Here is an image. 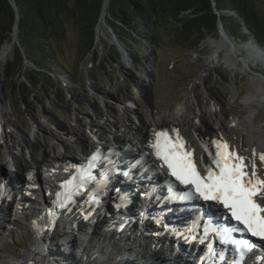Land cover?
Segmentation results:
<instances>
[{"label": "rangeland", "instance_id": "rangeland-1", "mask_svg": "<svg viewBox=\"0 0 264 264\" xmlns=\"http://www.w3.org/2000/svg\"><path fill=\"white\" fill-rule=\"evenodd\" d=\"M112 7H115V1L112 3ZM109 8L108 0L105 20L110 15ZM256 8L259 13L264 11V0H259L256 3ZM102 10L103 7H101L98 20ZM64 23L65 31L62 38L59 39L56 35L50 36L51 45L54 48V58L68 68L73 67L75 75L73 77L80 80L77 86L75 81H73V77H69L65 81L58 80L55 77L57 88L64 94V98L67 99L66 105L60 103L64 108L54 106L49 98H45L39 92V95H34L32 99L28 100L27 104L17 98L19 100L18 105H20L19 109L21 110L19 116L16 111L12 110L9 105V101L12 102L9 91L7 87L4 92L1 88V83H3V86L4 83L9 85V81L4 77V65L6 59L13 57L14 48L18 43L16 26L13 30L16 31L15 38L12 36L13 31L10 34V40L7 42L9 44L13 42V46L7 53L0 71V120L2 121L0 127L2 126L1 129H4L5 132L2 137L0 136V159H2L1 150L6 152V148L12 149L13 143L17 145L20 141H28L30 144L34 143L33 146L35 147L44 145L47 149H56L58 146L51 147V145L58 142L69 143V140L76 135H85V128L92 124L103 123L106 120L111 122L113 118L115 121L111 125L117 122L120 125L125 122L133 123L132 119L134 118L130 113L136 111L139 112L138 116L141 124L161 119L177 124V127L180 126L198 148H200V143L196 138L193 139V134L200 135V138L205 139L206 134L215 135L214 130L218 129L219 132L227 135L233 143L237 145L241 143V147L246 148L247 153H249V148H247L249 146H251V149L255 145L264 149V107L255 104L253 108H249L247 104L249 94L260 92L259 78L264 80V45L263 47L258 45L251 36L238 40L234 37L232 39L225 32L232 47L240 48L239 51L235 52V55H238L237 59L239 62L233 66H228L226 61L222 60L210 65L209 69L207 68V62L209 61V56L214 53V48L210 43L211 38L218 40L220 37L217 29L213 34H206L199 41L198 46L192 48L179 44L177 39L173 38L174 25L171 24L166 29L168 32L163 35L164 43L160 47H158L159 45L142 44L147 48L145 46L139 47L137 55L132 57L120 49L122 51L121 64L116 65L101 61L100 65L104 67V70H108L111 75H113L112 66L121 69L120 65H122V67H125L133 74L136 80V87L128 88L124 83V78L121 76H118V80L113 78L114 81L108 76L111 79L110 82L102 80L99 84V87L107 89L109 93L112 92L110 88L119 92V98L114 96L118 100L117 104H122L121 106H123L119 107L117 104H111L108 99L106 100L108 102H105L107 105L103 103L101 100L103 94L95 89L98 85L93 77V74L98 71V66L100 70V65H97L98 60L96 58L99 57L103 60L106 52L103 43L106 44L109 41L112 44H116L119 48L110 28L104 22L101 41L98 46H95L94 43L92 50L86 54L81 64L76 67V63L84 55L79 49V32L69 19H65ZM31 47L33 48V45ZM88 57L91 60L88 64H85ZM32 65L34 64L28 61L23 62V66L28 69ZM19 76H16L13 81L16 79L18 82L26 81L24 77ZM72 87L84 88V90L80 89L82 97L74 95ZM215 89L222 92V95L218 94V98L211 95V92H214ZM22 90L23 94L26 93L24 87ZM16 91L15 89V94H17ZM27 91L32 93L30 88ZM12 93H14L13 90ZM20 97L23 98V95L20 94ZM128 100L136 102V107L131 112L126 111L124 108V102ZM123 113L125 116H123ZM178 121L179 123H176ZM103 127H107V124H104ZM141 132H145L143 127ZM245 142L249 143V145ZM189 144H191V141ZM16 149L21 150L20 147ZM22 224H24V220L21 221L15 230H9L6 224L0 228V264H34L35 260L32 259L34 261L32 262L31 260V263L27 257L34 256L35 258L33 251L38 242L27 234V229ZM6 234H8V237L5 236ZM54 237L61 243L59 244L58 241L53 242V246L50 247L49 245V249L45 254H49L52 251L54 252L51 253L52 257H67V259H71L68 255L75 258V252H81L79 247L82 245L83 248L88 249V245L91 243V246L95 248L94 246L98 242L97 239H102L103 233H100L98 227L94 230V233L89 234L86 238L83 235H75L74 237L60 236L59 233L58 235L54 234L53 239ZM106 239L112 244V241L116 238L107 236ZM128 239L130 242L132 241L129 237ZM138 240H141L142 243L136 247L142 253L141 249L145 250L144 245H146L145 240L147 238H138ZM107 243L108 241H106ZM115 243L120 245L122 242L118 240ZM171 248L174 249L175 247L169 243L168 249ZM50 249L54 250L50 251ZM117 249H113L114 252L111 250L109 255L105 257L106 259L103 260L97 259L103 255L92 260L89 259L90 256L85 255L83 264H110L109 260L113 259L112 254L116 253ZM37 251V253L40 252L38 249ZM125 252L123 251L122 253ZM152 252L151 256L154 257ZM140 253L139 255H141ZM52 257L49 259V262L52 261L50 264H68L65 262L66 260L61 263H53L54 259ZM154 258L159 259L157 257ZM127 259H129L127 261L135 259V254L129 255ZM136 259L149 262L145 257L137 256ZM73 262L78 264L76 259ZM134 262L138 263L137 261ZM124 263V261L120 262V264Z\"/></svg>", "mask_w": 264, "mask_h": 264}, {"label": "trees", "instance_id": "trees-1", "mask_svg": "<svg viewBox=\"0 0 264 264\" xmlns=\"http://www.w3.org/2000/svg\"><path fill=\"white\" fill-rule=\"evenodd\" d=\"M114 1L115 7L113 8ZM215 1L218 14L213 11L210 0H109L110 15L105 23L115 40L131 57L137 55L139 47L145 46L142 44L159 45L160 47L164 43L163 35L168 32L166 29L171 24L174 25L173 38L184 46L197 47L206 34L216 32L219 21L232 39L234 37L241 40L251 36L258 45L263 47L264 11L259 13L256 8L259 0ZM102 2L103 0H0V47L10 40V34L15 25L17 29V46L14 48L13 57L6 59L4 65L6 75L4 77L9 81V85L4 83V90L6 91L7 87L12 98L9 105L18 116L21 113L18 101H25L24 103L27 104L28 100L34 95H39V92H41L40 95L49 98L51 103L58 108H64L60 103L67 104L64 94L56 86L55 77L58 80H68L69 77L75 76L74 68H68L55 60L50 36L56 35L59 39L62 38L65 31L64 20L72 21L79 32V49L82 54L84 53L76 63V67L79 66L86 54L92 50L95 42V28ZM103 45L106 52L103 60L96 58L97 65H100L101 61L121 64L122 52L118 46L109 41ZM24 61L34 65L28 69L23 66ZM97 68L98 71L93 74L98 85L95 89L102 92L104 104L109 101L115 105L118 100L107 92V89L99 87L102 80L110 82L109 77L114 81L121 76L128 88L136 87L133 74L122 65H120L121 69L112 66V74L115 76L111 75L108 70H104L102 65H100V70L99 66ZM19 75L26 81L18 82L17 79L13 81ZM73 81L77 86L79 85L80 80L73 77ZM23 87L26 91L24 94L22 93ZM29 88L32 93L27 91ZM15 89L17 94H15ZM80 89L84 90L82 87H72V93L82 97ZM110 89L119 98V92ZM211 93L215 98H218V94L222 95V92L217 89Z\"/></svg>", "mask_w": 264, "mask_h": 264}, {"label": "snow or ice", "instance_id": "snow-or-ice-1", "mask_svg": "<svg viewBox=\"0 0 264 264\" xmlns=\"http://www.w3.org/2000/svg\"><path fill=\"white\" fill-rule=\"evenodd\" d=\"M213 144L216 148L214 167H205L203 175L197 170L192 153L185 151L178 133L172 137L167 131L155 132L150 146L168 174L180 184L190 186L186 197L217 202L243 230L264 240V179L258 175L255 159L249 172L245 157L229 150L227 143L213 141ZM256 155L253 150V157ZM259 160L264 165V153L259 154ZM223 237L237 250L251 251L254 247L247 240L232 239L227 231Z\"/></svg>", "mask_w": 264, "mask_h": 264}, {"label": "bare ground", "instance_id": "bare-ground-1", "mask_svg": "<svg viewBox=\"0 0 264 264\" xmlns=\"http://www.w3.org/2000/svg\"><path fill=\"white\" fill-rule=\"evenodd\" d=\"M107 2L108 0H103V10H102V13H101V16H100V19L98 20V23H97V26H96V41H95V46H98L99 42L101 41V33H102V28H103V24L105 22V12L106 9H107ZM15 29V28H14ZM15 33L16 31H13L12 33V36L13 38H15ZM211 45L212 47L214 48V53L212 56H209V61L207 62L208 63V69L209 67H211L210 65H214L222 60H225L226 63L228 64V66H233L235 65L236 63L239 62V60L237 59V56L238 55H235V52L236 51H239V49L237 47H232V44L231 42L228 40V37L226 38L225 36H220L219 39H214V38H211ZM13 46V42L11 44H9L8 42H5L4 45H2V47L0 48V71L2 69V65H3V62L5 60V57L7 55V53L11 50ZM234 51V52H233ZM91 60V58H87L86 61H85V64H88L89 61ZM245 63V62H244ZM259 86H260V92H253L251 94L248 95V107L249 108H253V106L255 104H258L262 107H264V80L259 78ZM1 119V117H0ZM168 120H159V121H156V120H152L150 121L149 123L147 122H143L142 123V127L144 129L145 132H141L140 131V136L141 137H144L146 135V132L148 131V129L150 127H153V126H156L157 123H162V124H165V126H172V127H177V124H174L172 122H167ZM123 122V121H122ZM0 124H2V121L0 120ZM172 124V125H171ZM136 125H134V123H123L122 125L119 124V122H117L116 124H113L110 126V128L108 129L110 131V133H112L114 135V137L116 138H126L127 140H130L132 141V137H130L129 134H132L134 131H137V128L135 127ZM197 126V125H196ZM4 127V126H3ZM113 127V128H112ZM146 127V128H145ZM2 128V126L0 127ZM196 129V128H195ZM200 129V128H199ZM2 130V129H1ZM108 130H104L103 133H106V131ZM200 131V130H199ZM4 129L2 130V135H4ZM1 135V137H2ZM136 137H139V136H134V138ZM181 138V136H179ZM187 144H189V142L191 141V139L187 138ZM45 141V140H44ZM248 142V141H247ZM245 142L247 145H249V143ZM39 143V142H38ZM82 143V142H80ZM79 143V144H80ZM227 143V142H225ZM228 144V143H227ZM246 144H244L246 146ZM44 146V145H43ZM229 146V145H228ZM20 147L21 150L24 149L25 147H27V143L24 142V141H20V143H18L17 145H15L13 143V149L15 148H18ZM50 149V148H49ZM253 149V148H252ZM254 149L260 151L261 153H264V149L262 147H258L255 145ZM16 152V151H15ZM204 153V152H203ZM16 160H19L18 157H16ZM207 160V156L205 154H203V161L206 162ZM66 213H62L61 216L58 218V221L60 222V224H62V218H65L66 219ZM102 221V220H101ZM139 229H136L134 231V233L132 234V236H129L130 239H132V241L130 242V240L127 238V239H122L121 235H118L121 234L122 232L121 231H118L117 233H110V235L113 237V238H117L119 237L120 239H118L120 242H122L120 245H116L115 242H113L112 244H110V241L108 239H106L107 236L109 235H106L104 234L103 232V238L102 239H97V243L95 244V248H93V246H91V243H89L88 245V249L87 248H83V245L80 248L81 252L79 251H76L75 254H76V257L73 258L71 255H68L69 257H71V259H67V257H64V258H59L57 256L55 257H52V259H54L53 263L54 262H57V263H61L62 261L66 260H75L76 259V262L80 261L78 259L79 258H82V260H84V256H90V259H94L95 257H100V255H103L101 256L100 258H97V259H106L105 257L107 255H109V253L111 252V250L113 251L117 249L116 253H113L112 256L115 257L114 254H120L119 257H115L116 261L118 263L120 262H127L128 264H154L157 259H155L154 257H159V253H156L155 252V255L153 254L152 252V255L154 257H149V255L146 256L147 254V250L145 248V250L141 249L142 253H140V251H138V247H136L137 245L140 246L141 245V240H138V238H142L144 239V234L142 233V235H139L137 232H138ZM54 231V230H53ZM111 231L112 232H116V229L115 228H111ZM101 233V232H100ZM56 234V233H55ZM53 235L54 233H51V237H49V241L48 239L46 241H43L42 239L40 238H37V237H33L37 240L38 242V245H36V248L34 249L33 251V254L35 255V257L39 256V257H47V256H51V253H54L52 252L51 250H54V249H50L51 253L49 254H45L47 253L48 251V247L50 245L53 246V242L55 243L56 241L59 242V240L54 237L53 239ZM59 235L60 236H68V234L66 233V231H62V232H59ZM168 236V235H167ZM69 237V236H68ZM74 237V236H73ZM172 236H168L165 238L164 241L166 242H169L173 245V241L171 239ZM72 239V238H70ZM92 240V239H91ZM48 241V242H47ZM106 241H108V243L106 244ZM130 242V243H129ZM146 244H147V240H145ZM61 242H59L60 244ZM169 243L167 244L166 248L163 250V252L165 253V256L167 258L164 259V261L166 260V264H186L187 261H185V259L182 257L183 256V252L182 251H179V252H176L175 248L174 249H168V245ZM123 244V246H122ZM182 244V243H181ZM187 244V243H186ZM115 245V246H114ZM148 245V244H147ZM188 245V244H187ZM114 246V248H113ZM148 247V246H147ZM54 248V247H53ZM97 248V249H96ZM136 248V249H135ZM37 249L40 251L39 253H37ZM83 250V251H82ZM122 250H125L126 252L125 253H122ZM89 251V252H88ZM184 251V250H183ZM67 252V251H65ZM74 252V251H73ZM86 252V253H85ZM114 252V251H113ZM135 254V259L131 260V261H127L129 259H127V257L131 254ZM139 253L141 255H139ZM61 256V255H60ZM75 256V255H73ZM118 256V255H117ZM137 256H140V257H145L149 260V262H143L141 261L140 259L137 260L136 257ZM33 259H34V256H31ZM68 257V258H69ZM93 257V258H92ZM109 257V256H108ZM189 256H186V258H188ZM29 259V257H27ZM182 258V259H181ZM58 260V261H57ZM160 259H158L159 261ZM65 261V262H66ZM134 261H137L138 263L134 262ZM52 261L48 262L47 264H50ZM116 262V263H117ZM159 264H163L162 261L159 262Z\"/></svg>", "mask_w": 264, "mask_h": 264}, {"label": "water", "instance_id": "water-1", "mask_svg": "<svg viewBox=\"0 0 264 264\" xmlns=\"http://www.w3.org/2000/svg\"><path fill=\"white\" fill-rule=\"evenodd\" d=\"M211 1V4H212V7H213V11L218 14V11L216 10V1L215 0H210ZM102 7H103V2H102ZM16 26V25H15ZM217 33L219 34V36H225L227 38V35L224 31V29L222 28V25L221 23L218 21V24H217ZM95 43V42H94ZM118 45H119V49H121L122 51L123 48L121 46V44L117 41ZM125 52V51H124ZM1 88L3 89V92H4V86H3V83H1ZM83 264V263H82ZM87 264V263H86Z\"/></svg>", "mask_w": 264, "mask_h": 264}, {"label": "clouds", "instance_id": "clouds-1", "mask_svg": "<svg viewBox=\"0 0 264 264\" xmlns=\"http://www.w3.org/2000/svg\"><path fill=\"white\" fill-rule=\"evenodd\" d=\"M121 51V50H120ZM122 52V51H121Z\"/></svg>", "mask_w": 264, "mask_h": 264}]
</instances>
